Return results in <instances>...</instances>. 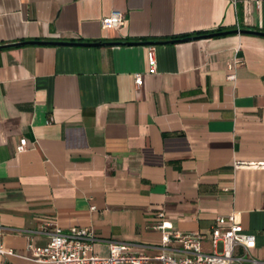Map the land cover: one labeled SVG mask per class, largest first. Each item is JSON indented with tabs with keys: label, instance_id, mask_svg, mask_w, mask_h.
Returning a JSON list of instances; mask_svg holds the SVG:
<instances>
[{
	"label": "crops",
	"instance_id": "0c3cea01",
	"mask_svg": "<svg viewBox=\"0 0 264 264\" xmlns=\"http://www.w3.org/2000/svg\"><path fill=\"white\" fill-rule=\"evenodd\" d=\"M113 12L125 26L103 29ZM33 41L101 45L0 49L8 264H40L27 246L47 245V224L93 231L102 257L110 242L156 255L161 212L172 232L206 235V252L236 213L264 264V0H0V46Z\"/></svg>",
	"mask_w": 264,
	"mask_h": 264
},
{
	"label": "built area",
	"instance_id": "2783aa9c",
	"mask_svg": "<svg viewBox=\"0 0 264 264\" xmlns=\"http://www.w3.org/2000/svg\"><path fill=\"white\" fill-rule=\"evenodd\" d=\"M125 26V17L120 12H113L101 20L103 29L118 30ZM150 73H156L157 62L153 51L149 53ZM230 81L236 75L229 76ZM135 83L140 87L143 76L137 74ZM27 141L22 139L18 152L26 150ZM261 165L253 163H236L235 168H256ZM161 219L155 227L162 233V245L156 255L135 252L132 245L110 242V253L102 257L95 253L97 241L93 231L75 229L64 232L58 227L50 229V225L41 227L39 233L49 237L45 246L29 244L28 258L37 263L51 264H262L251 255L256 247V236L246 233L238 222L236 213L217 218L216 225L210 233L212 252L203 248L207 236L202 233L172 232L171 223L166 220L165 213L158 214ZM13 249L0 244V264H8V259L15 257Z\"/></svg>",
	"mask_w": 264,
	"mask_h": 264
},
{
	"label": "water",
	"instance_id": "95a60500",
	"mask_svg": "<svg viewBox=\"0 0 264 264\" xmlns=\"http://www.w3.org/2000/svg\"><path fill=\"white\" fill-rule=\"evenodd\" d=\"M233 33H240V34H245V33H253L251 31H232V32H223V33H215V34H211V35H205V36H201V37H196V38H187L184 40H177V41H172V43H176V42H183V41H189V40H194V39H208V38H213V37H218V36H223V35H229V34H233ZM169 42L166 43H151V42H147V43H140L141 45H147V46H151V45H155V44H167ZM119 43H109L108 45H117ZM23 45H76V46H84V47H97L100 46L101 44H85V43H81V44H71V43H61V42H23V43H17V44H11V45H7V46H0V49L2 48H6V47H15V46H23Z\"/></svg>",
	"mask_w": 264,
	"mask_h": 264
}]
</instances>
